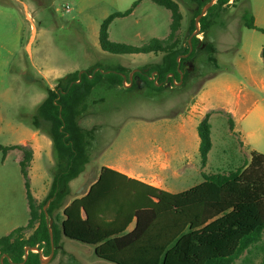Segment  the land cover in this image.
<instances>
[{
  "label": "rangeland",
  "instance_id": "rangeland-1",
  "mask_svg": "<svg viewBox=\"0 0 264 264\" xmlns=\"http://www.w3.org/2000/svg\"><path fill=\"white\" fill-rule=\"evenodd\" d=\"M135 1L0 0V72L5 62L11 59L7 76H0V125L4 126L0 130L1 145L7 146L21 140V135L12 131L16 124L37 130L38 124L34 122V117L47 98L48 89L62 84L61 80L70 74L94 69L106 73L122 70V75H130L134 69L152 70L163 62L164 53L113 54L101 48L99 34L104 20L114 13L131 9ZM175 1L180 4L184 16V26L180 31L183 46L186 45L192 9L196 7V2ZM67 6L69 12L66 11ZM165 12L169 13L165 7L150 0L143 1L134 15L116 18L111 23L109 40L142 46L149 42L153 34L165 36L169 31L151 33L149 29L155 15L158 14V19L163 18ZM246 12L247 16L252 14L250 0H230L213 10L207 37L204 38L200 31L194 36L202 43L193 56V79L186 84L176 82L173 88L157 90L147 81H140L135 87L113 86L106 79L98 83L85 102V110L79 121L85 129L93 130L89 163L82 176L78 177L74 190L70 186L66 204L72 200L73 191L79 192L90 186L102 162L103 150L122 128L130 123L144 124L183 111L206 78L216 72L233 69L234 60L243 43L246 51L240 54L239 59L258 62L262 59L256 37L260 34L245 27L243 18ZM162 24L165 25V19ZM143 36L146 41H143ZM209 45L215 49L213 56L216 63L209 60L210 55L206 51ZM259 63L257 70L264 74V61ZM258 95L260 103L264 104V91ZM37 131L48 137L42 129ZM216 132L217 142L222 129L216 128ZM23 145L32 147L29 141ZM36 146L40 153L33 160L29 171L32 194L40 204L49 194L57 160L53 147L49 153L43 143ZM255 146L259 153L264 154V138H260ZM218 155L216 153L214 157ZM19 156L20 152L14 151L5 159L0 151V237L18 227H25L30 218L25 179L17 162ZM62 211L63 208L56 210L55 219H52L57 227L61 224ZM57 242V254L51 259L50 255L41 253L44 264H112L98 260L93 246L60 235ZM234 264H264V238L250 247Z\"/></svg>",
  "mask_w": 264,
  "mask_h": 264
},
{
  "label": "trees",
  "instance_id": "trees-1",
  "mask_svg": "<svg viewBox=\"0 0 264 264\" xmlns=\"http://www.w3.org/2000/svg\"><path fill=\"white\" fill-rule=\"evenodd\" d=\"M151 1L171 12L170 34L166 39H152L142 46L109 40L111 23L116 18L129 16L139 0L131 9L114 13L104 20L99 34L101 48L113 54L164 53L163 62L148 71L149 74L157 72L156 78L145 81L162 90L169 88L164 86L169 75L168 82L175 85L181 81L182 73L183 84H186L188 75L182 65L178 70V58L190 52L189 38L196 30L195 20L210 0H194L196 7L192 9L186 45L183 46L180 31L184 16L180 4L175 0ZM229 2L217 0L201 18L200 34L204 38L210 28L213 10ZM247 14L243 18L245 27L264 34V29L254 24L252 14ZM200 43L202 41L197 37L192 39L190 57L194 56ZM206 51L210 55V62L216 63L213 46L209 45ZM261 57L264 61V47ZM185 60L181 58L180 62ZM94 71L86 70L81 77L80 71H77L62 79V84L56 88L48 89L47 98L34 117L37 130L42 129L51 139L57 160L50 191L44 202L39 204L31 190L29 168L34 157L33 149L22 144L0 145L4 158L10 151L22 152L19 165L25 179L30 210V219L25 227L16 228L0 238V264L4 255V264H21L25 259L26 247H37L45 256L51 254V237L44 211V205L49 200H52L47 211L50 219H55V211L63 208L60 227L56 222L53 224L55 255L59 248L57 238L64 235L93 246L98 259L112 264H234L243 253L264 238L262 153L253 152L245 169L229 175L207 176L202 184L179 194L148 188L149 196L157 200L155 203L142 206L109 205V202H113L110 198L118 194L102 185L101 176L86 196L66 204L70 183L82 174L89 163L93 130H87L79 123L85 102L103 79L113 86L125 87L122 70L109 73ZM198 133L202 164L205 165L212 148L208 116L199 125ZM106 171L104 169L102 175ZM103 217H109L111 223H103ZM134 221V229L128 231ZM25 264H41L40 254L30 251Z\"/></svg>",
  "mask_w": 264,
  "mask_h": 264
},
{
  "label": "crops",
  "instance_id": "crops-1",
  "mask_svg": "<svg viewBox=\"0 0 264 264\" xmlns=\"http://www.w3.org/2000/svg\"><path fill=\"white\" fill-rule=\"evenodd\" d=\"M137 1L139 0L135 2ZM143 1L147 0H140L129 16L135 14ZM250 6L254 24L257 28L264 29V0H250ZM165 13L163 18L158 19L157 14L151 20L149 27L151 33L167 30L170 34L172 15L170 11ZM164 19L165 25L162 24ZM182 26H184V19ZM251 31L260 34L256 37L258 51L261 54L264 47V34L257 30ZM169 34L165 36L153 34L149 42L152 39H166ZM143 41H146L145 36ZM245 51V43H243L239 47V55L234 60L233 69L222 70L206 78L183 111L144 124L130 123L122 128L117 137L103 150L102 162L90 186L79 192L73 191L70 203L86 196L91 187L99 182L101 176L103 177L102 185L118 194L110 198L113 202H109L111 203L109 205L115 206L120 203L125 206H142L157 202L156 198L149 196L148 188L169 194H179L202 184L207 176L229 175L245 169L251 160V154L259 152L255 146L256 143L260 138H264V104H261L258 98V93L264 91V74L257 70L259 62L263 60L259 59L258 62L253 59H239L240 54H244ZM10 61L11 59H8L5 62L0 76H7ZM141 69H134L133 78L134 74ZM144 71L149 70L147 68ZM155 76L157 72H153L149 80L151 77L154 80ZM127 85L131 86L129 80ZM207 116L211 126L212 148L207 156L206 164L203 165L198 127ZM3 127L0 125V130ZM216 128L222 129L217 136V142ZM12 131L21 135V140L7 146L23 145L29 141L34 151L33 160L38 158L40 152L36 145L40 143L46 146L49 153L51 152V139L41 135L39 131L24 124H16ZM217 148L219 150L216 152ZM14 151L20 152L17 158V162L20 163L22 152L19 150L8 152L5 159ZM216 153L219 155L214 157ZM104 169L107 171L102 175ZM77 182L78 178L71 182L72 190L77 186ZM102 222L109 224L111 219L103 217ZM134 226L135 221L129 226L128 231H132ZM93 250L95 254L94 247ZM98 260L101 261V259Z\"/></svg>",
  "mask_w": 264,
  "mask_h": 264
},
{
  "label": "water",
  "instance_id": "water-1",
  "mask_svg": "<svg viewBox=\"0 0 264 264\" xmlns=\"http://www.w3.org/2000/svg\"><path fill=\"white\" fill-rule=\"evenodd\" d=\"M214 1L215 0H211L202 10V12L200 13V15L196 18L195 20V26H196V30L195 32L191 35L190 39H189V44H190V52L187 54V55H184V56H181L178 58V62H179V65H178V70L180 71V67L182 65V63L180 62V59L183 58V57H188L190 55V53L193 51V46H192V39L193 37L200 31V20L203 16L206 15L207 13V9L214 4ZM84 71L80 72L79 76L81 77L82 73ZM95 73V72H94ZM171 76H173V74H171ZM129 78V81H130V84L132 86L133 84V73L130 74L128 77L126 75H123V79H124V85L127 83V80ZM152 79V77H151ZM167 80H168V77H167ZM80 82V80L78 81ZM183 82V74L181 73V83ZM160 85V84H159ZM169 85H171V82L169 83ZM52 200H49L47 202V204L44 206V211L46 213V218H47V222H48V227H49V232H50V237H51V254H50V257L49 259H51L54 254H55V242H54V234H53V229H52V225H53V220L49 218L48 216V213H47V207L49 206V204L51 203ZM30 251H37L39 254H40V259H41V264H44V261H43V256H42V251L37 248V247H26L25 248V259L24 261L21 263V264H25L27 259H28V254ZM4 257H6V255H4L2 258H1V264H4Z\"/></svg>",
  "mask_w": 264,
  "mask_h": 264
},
{
  "label": "flooded vegetation",
  "instance_id": "flooded-vegetation-1",
  "mask_svg": "<svg viewBox=\"0 0 264 264\" xmlns=\"http://www.w3.org/2000/svg\"><path fill=\"white\" fill-rule=\"evenodd\" d=\"M183 59H186V60L182 63V66L184 67L185 72L188 75V81H190V80L193 79L194 59H193L192 56L190 57V55L188 57H183ZM150 75L151 74H148L147 71L140 70L139 72H137V73L134 74L133 84H135V86H136L140 81L141 82H143V81L145 82V80L143 78H147L146 80H148L150 78ZM169 83L170 82H168V80H167V84H164V86L165 87L167 86V87L173 88V84L171 83V85H169Z\"/></svg>",
  "mask_w": 264,
  "mask_h": 264
},
{
  "label": "built area",
  "instance_id": "built-area-1",
  "mask_svg": "<svg viewBox=\"0 0 264 264\" xmlns=\"http://www.w3.org/2000/svg\"><path fill=\"white\" fill-rule=\"evenodd\" d=\"M66 11H67V12L70 11V8H69L68 6L66 7ZM125 85H127V83H126Z\"/></svg>",
  "mask_w": 264,
  "mask_h": 264
}]
</instances>
